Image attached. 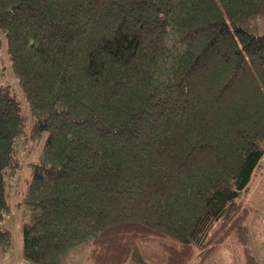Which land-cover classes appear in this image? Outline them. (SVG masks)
Returning <instances> with one entry per match:
<instances>
[{"label":"trees","instance_id":"16d2710c","mask_svg":"<svg viewBox=\"0 0 264 264\" xmlns=\"http://www.w3.org/2000/svg\"><path fill=\"white\" fill-rule=\"evenodd\" d=\"M264 0H0L14 76L34 119L0 83V259L12 247L7 182L23 148L25 264H203L231 238L245 264L264 173Z\"/></svg>","mask_w":264,"mask_h":264},{"label":"rangeland","instance_id":"374dc122","mask_svg":"<svg viewBox=\"0 0 264 264\" xmlns=\"http://www.w3.org/2000/svg\"><path fill=\"white\" fill-rule=\"evenodd\" d=\"M252 29L264 33V24L254 21ZM0 83L9 84L19 99L23 112L27 116L26 129L30 130L34 119L30 114L28 102L22 92L18 80L13 74L7 50V43L3 35V43L0 45ZM29 141L23 148V166L15 179L7 182V197L12 207L2 222V228L9 229L12 233V247L0 264H25L23 257V224L29 220L32 208L22 202L23 195L28 189L31 181V167L29 162L37 160L42 153L44 140ZM264 162V158H263ZM248 192L243 193L242 200L250 208L246 223L250 230L249 247L256 256L259 264H264V173L254 176L250 183ZM219 246L203 264H245L242 246L234 239ZM90 243L72 248L65 264H92L89 257ZM145 258L150 264H165L164 253L153 244L147 245ZM127 264H137L130 260ZM193 264H198L194 262Z\"/></svg>","mask_w":264,"mask_h":264}]
</instances>
